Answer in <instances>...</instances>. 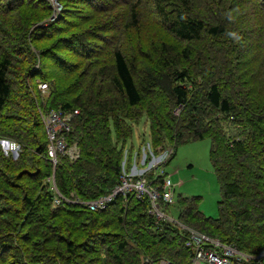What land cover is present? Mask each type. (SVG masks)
<instances>
[{"label":"trees","instance_id":"1","mask_svg":"<svg viewBox=\"0 0 264 264\" xmlns=\"http://www.w3.org/2000/svg\"><path fill=\"white\" fill-rule=\"evenodd\" d=\"M30 1L39 5H30L34 19L28 25L27 15L22 17L23 29L13 35L5 24L19 23L8 19L21 12L12 0H0V140L19 145L17 160L0 148V264H134L132 256L135 264L144 260L192 264L189 234L180 226L253 257L242 264L262 263L258 258L264 253V0H149L159 28L174 41L202 44L194 69L188 48L177 52L155 40L145 42L149 53L142 60L128 56V35L144 18L140 0L130 5L125 0V6L120 0H59L62 11L53 21L47 2ZM77 1L91 9L88 22L98 33L88 37L90 32L81 26L75 29L80 17L68 4ZM26 3L19 0L16 5ZM117 26L125 36L109 42ZM90 38L109 47L112 69L108 72V66H102L91 75L74 77L68 87L60 88L64 96L56 82L70 64L60 50L79 52L77 59L89 63L97 57L95 49L83 52ZM153 58L155 62L149 61ZM40 84L48 86L45 98ZM106 86L118 97L105 102ZM145 98L162 103L161 110H150ZM176 109H181L178 119L172 114ZM39 110L79 111L67 135L69 145L80 150L76 161L59 155L53 167ZM141 120L149 124L155 152L159 146L162 152L173 150L167 163L179 145L210 140L220 187L216 221L201 214L199 198L181 196H176L175 205L164 207L173 222L156 223L147 214L148 198L139 201L133 194L118 196L100 212L83 204L54 207L52 175L65 198L74 196L86 203L108 195L123 172H130L132 155L126 143L131 122ZM153 177L147 174L148 179ZM111 231L117 235L110 241L95 242L99 233ZM259 237L263 240H256ZM165 245L174 247L166 250Z\"/></svg>","mask_w":264,"mask_h":264},{"label":"rangeland","instance_id":"2","mask_svg":"<svg viewBox=\"0 0 264 264\" xmlns=\"http://www.w3.org/2000/svg\"><path fill=\"white\" fill-rule=\"evenodd\" d=\"M11 1V0H9ZM13 1V7L18 8L20 10V14H15L9 17L8 21L10 22H16L19 21V23H6V27L8 30L13 34L17 35L19 34L22 29H23V24L20 23L21 18L27 15V18L25 19V22L30 23L32 19H34V13H29L31 6L30 5H38L34 1L27 0V3L23 6H17L16 3L19 2V0H12ZM121 6H125L128 4L126 3L125 0H120ZM136 0H128L129 5L134 3ZM141 5H143L142 13L144 18L141 20L140 25L138 29L134 30L133 33H129L128 39V56L130 58H133L135 55L137 57V61H139L142 56L145 55V53H149V51H145V42L148 40H155L159 42H165L167 44H170L177 48V52H181L184 48H188L191 51V62L189 63L192 67L190 68H197L199 66L198 63V58L200 57V53L203 51V46L202 44L199 43H184L180 41H174L173 38L168 35L167 32L164 31V29L159 28L158 24L159 22L157 21L156 17L154 16L150 6H149V0H140ZM70 6V10L73 12H76L74 14L78 15L80 17L77 22L79 26L82 27L83 30H87V32H90L88 34V37H90L91 33H98L99 30L95 28L93 31V27H91V23H89V18L92 16L91 9L87 7V5L84 3V1H77L75 3L68 4ZM39 6V5H38ZM29 13V14H28ZM73 16V14H72ZM45 21L40 24V26L44 25ZM155 31L158 32L156 34ZM115 35H111L108 40L109 42L119 40L118 37H124L125 34L120 32V27L117 26L115 27ZM105 36L106 34H101ZM118 35V36H117ZM5 41H7L6 38H4ZM97 41V40H94ZM93 40H89L88 46L89 48L83 47V52L84 54H89L87 53L89 49H95L96 52V58L89 59V63H87L85 60L84 61H79L78 55L79 52L71 53L70 49L65 47L66 49L62 48L60 50V54L63 56L62 58L64 59L65 62H68L70 64V67L66 69L64 74H61L59 76H62V79L60 82H56L57 85V91L59 90L64 96L65 94L60 90V88L64 89L72 83V81L75 78H78L83 72L87 73L88 75H91L94 71L99 70L100 67L102 66H108L105 68L108 72L111 71L112 66L109 65L108 63V46H103V44H99L94 42ZM143 52V53H142ZM144 54V55H143ZM74 56V57H72ZM252 56V55H251ZM239 57V56H238ZM142 60V59H140ZM149 61L155 62V59H150ZM150 62V63H151ZM186 63V60L183 61ZM80 63L79 67L78 64ZM142 63V62H140ZM52 66V63L50 64ZM141 68V66L139 65ZM106 82V81H104ZM28 86H30L31 92L33 91L32 89V83L29 82ZM68 90V89H67ZM66 90V91H67ZM112 90L110 89L109 86L105 87V90L103 91V97L102 99L107 102L111 97L117 98L118 94L116 92H111ZM70 92V91H69ZM42 98H45L48 96V91L46 94H41ZM145 104L148 105L149 109L152 111H157L161 110L162 103L157 104L156 100L150 99V98H145ZM154 105V106H153ZM105 111L102 110L100 113L97 114H102ZM45 113V112H43ZM46 114V113H45ZM165 114L164 112L161 113V115ZM172 114H174L176 119L180 117L181 114V109H176L172 111ZM40 116V113H39ZM41 120V117H40ZM42 121V120H41ZM131 128H132V133H131V138L127 141L126 143V150L131 151L132 159H131V169L133 167H136V169L143 168L144 165L145 167L148 166L149 163H151L152 158H157L158 159H153V163L156 161H162L166 158L167 153L161 154L162 151H160V146L157 147V151L155 152L154 149L151 147L150 142H149V124L146 120H141L139 123L131 122ZM228 135V133H227ZM71 146H75L78 149L76 144H73ZM2 152L5 154L6 151L2 149ZM6 155V154H5ZM211 155V142L208 139L202 140V141H194L191 143L187 144H182L179 145L176 148L175 155L174 157L170 160L169 163L161 167L164 172L168 175L171 176V181L175 185L174 188V196L176 199V196H181V197H189V198H199L200 199V204H199V211L201 214L206 218L207 220L210 221H216L218 216H219V211H218V203L220 201V187L219 183L216 177V174L213 169V165L211 163L210 159ZM12 156V155H11ZM13 160H17L18 156L13 155L12 156ZM124 158V157H123ZM149 158V160L147 159ZM144 159H147L146 162ZM144 161V165H140V162ZM144 167V168H145ZM54 180V175L51 176V180ZM173 218H177L176 213H172ZM113 230V229H111ZM109 232V231H108ZM115 231H111L110 233H99L97 235V239H95V242H98V245H100L104 240L110 241L113 236H116ZM256 240H263V238L259 237L256 238ZM112 240L111 242H113ZM94 243V242H93ZM170 244V243H169ZM95 246V244H93ZM174 247V245H165V249L169 250ZM173 251H176L173 249ZM261 252V251H260ZM143 255V254H142ZM140 255V257L142 256ZM142 260L145 259V256L141 257ZM134 264L136 263L135 256H132V259ZM125 263V261H123ZM127 262L129 263V260L127 259ZM117 264H120V262H115ZM114 264V263H113ZM127 264V263H126ZM142 264V263H141Z\"/></svg>","mask_w":264,"mask_h":264},{"label":"built area","instance_id":"3","mask_svg":"<svg viewBox=\"0 0 264 264\" xmlns=\"http://www.w3.org/2000/svg\"><path fill=\"white\" fill-rule=\"evenodd\" d=\"M49 4L53 10L52 21L57 19L62 11V6L59 0H43ZM41 94H46L48 91L47 84H40L38 86ZM40 117L47 136V154L48 160L52 163L53 167L57 165L58 156H67L71 161H76L79 157V152L75 146L69 145L67 135L71 131L73 119L79 115L78 110L72 112H65L63 110H54L48 113H43L39 110ZM0 148L6 151V155H15L19 150V145L11 142L0 140ZM164 153H167L166 158L162 161H156L148 164L147 172L142 174H131V172H123L120 176V182L117 184L106 196H102L93 201L83 203L78 198L72 196L71 199L62 196L54 186L52 179L53 190L55 197L53 200L54 207H62L74 204H83L89 211L100 212L107 209L118 196L126 198L133 194L135 198L142 201L145 197L148 198L149 208L147 214L154 219L156 223L163 221L173 222L172 218L164 211V207L175 205L176 199L174 196L175 185L171 181V176H168L161 168L169 160L173 150L166 148ZM163 152L161 154H164ZM146 159H144L145 161ZM146 162V161H145ZM145 167V165H144ZM152 173L153 179H148L147 174ZM160 178L161 183L157 184L156 181ZM189 234L187 246L193 250L192 264H242L247 262L253 257L237 251L234 247L225 246L216 240L209 239L208 237L194 231L180 226ZM258 259H262L264 264V253ZM143 264H170L165 260L159 262H150L144 260Z\"/></svg>","mask_w":264,"mask_h":264},{"label":"crops","instance_id":"4","mask_svg":"<svg viewBox=\"0 0 264 264\" xmlns=\"http://www.w3.org/2000/svg\"><path fill=\"white\" fill-rule=\"evenodd\" d=\"M140 162V165H144V161L142 160V162L141 161H139ZM146 165V164H145ZM145 172H147V167H141V168H137L136 169V167H133L132 168V170H131V174H142V173H145Z\"/></svg>","mask_w":264,"mask_h":264}]
</instances>
